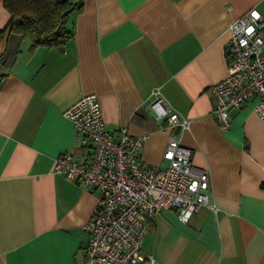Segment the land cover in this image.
Here are the masks:
<instances>
[{"label":"crops","instance_id":"crops-1","mask_svg":"<svg viewBox=\"0 0 264 264\" xmlns=\"http://www.w3.org/2000/svg\"><path fill=\"white\" fill-rule=\"evenodd\" d=\"M76 3L78 0H67ZM264 0H83L68 16L63 51L0 43V264H84V226L98 197L53 170L56 156L85 159L62 112L97 95L108 128L145 136L144 164L164 168L169 136L210 174L209 204L187 223L162 210L143 240L145 264H264V119L254 101L219 127L209 88L224 78L229 24ZM9 13L0 0V28ZM158 93L189 122L162 129ZM214 205L215 210L210 206Z\"/></svg>","mask_w":264,"mask_h":264},{"label":"built area","instance_id":"built-area-1","mask_svg":"<svg viewBox=\"0 0 264 264\" xmlns=\"http://www.w3.org/2000/svg\"><path fill=\"white\" fill-rule=\"evenodd\" d=\"M224 46L227 74L209 88L219 127L228 130L231 111L254 101L253 111L264 119V20L252 9L228 26ZM162 129L188 128L189 122L155 93L149 104ZM64 118L74 126L86 158L71 152L56 156L53 170L98 201L84 226L89 234L84 264H145L153 259L143 251V240L155 217L173 209L187 223L196 209L209 204L210 174L195 169L191 150L175 135L168 138L160 168L140 161L145 136H133L125 128H108L97 95L87 93L68 106ZM215 210L214 205L210 206Z\"/></svg>","mask_w":264,"mask_h":264},{"label":"trees","instance_id":"trees-1","mask_svg":"<svg viewBox=\"0 0 264 264\" xmlns=\"http://www.w3.org/2000/svg\"><path fill=\"white\" fill-rule=\"evenodd\" d=\"M2 4L9 18L0 28V43L14 34L29 40L31 48L63 51L72 38L71 31L66 27L68 16L81 10L83 0L76 3L67 0H2Z\"/></svg>","mask_w":264,"mask_h":264}]
</instances>
